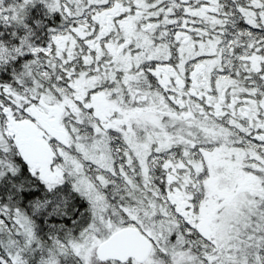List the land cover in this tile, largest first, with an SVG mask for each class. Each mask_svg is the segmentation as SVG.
<instances>
[{
	"label": "snow or ice",
	"instance_id": "obj_1",
	"mask_svg": "<svg viewBox=\"0 0 264 264\" xmlns=\"http://www.w3.org/2000/svg\"><path fill=\"white\" fill-rule=\"evenodd\" d=\"M0 264H264V0H0Z\"/></svg>",
	"mask_w": 264,
	"mask_h": 264
}]
</instances>
